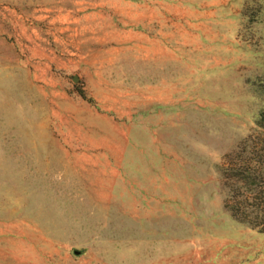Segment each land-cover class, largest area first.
<instances>
[{"label":"rangeland","instance_id":"obj_1","mask_svg":"<svg viewBox=\"0 0 264 264\" xmlns=\"http://www.w3.org/2000/svg\"><path fill=\"white\" fill-rule=\"evenodd\" d=\"M262 110L264 0H0V264H264Z\"/></svg>","mask_w":264,"mask_h":264},{"label":"trees","instance_id":"obj_2","mask_svg":"<svg viewBox=\"0 0 264 264\" xmlns=\"http://www.w3.org/2000/svg\"><path fill=\"white\" fill-rule=\"evenodd\" d=\"M264 125V110L259 113ZM222 176L227 183L223 206L231 216L264 231V156H227Z\"/></svg>","mask_w":264,"mask_h":264},{"label":"water","instance_id":"obj_3","mask_svg":"<svg viewBox=\"0 0 264 264\" xmlns=\"http://www.w3.org/2000/svg\"><path fill=\"white\" fill-rule=\"evenodd\" d=\"M78 251H79L78 249H74V250H73L74 253H77Z\"/></svg>","mask_w":264,"mask_h":264}]
</instances>
